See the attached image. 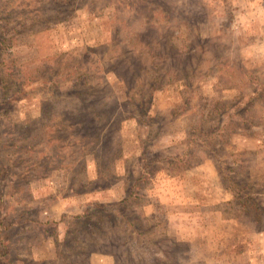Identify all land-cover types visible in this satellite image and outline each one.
<instances>
[{"label": "rangeland", "instance_id": "obj_1", "mask_svg": "<svg viewBox=\"0 0 264 264\" xmlns=\"http://www.w3.org/2000/svg\"><path fill=\"white\" fill-rule=\"evenodd\" d=\"M0 264H264V0H0Z\"/></svg>", "mask_w": 264, "mask_h": 264}, {"label": "trees", "instance_id": "obj_2", "mask_svg": "<svg viewBox=\"0 0 264 264\" xmlns=\"http://www.w3.org/2000/svg\"><path fill=\"white\" fill-rule=\"evenodd\" d=\"M131 195H133V192H131ZM127 201H126V199L125 200H122L121 201V205H123L124 203H126Z\"/></svg>", "mask_w": 264, "mask_h": 264}]
</instances>
